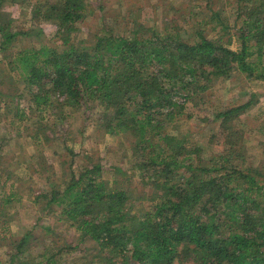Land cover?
Here are the masks:
<instances>
[{"label": "trees", "instance_id": "trees-1", "mask_svg": "<svg viewBox=\"0 0 264 264\" xmlns=\"http://www.w3.org/2000/svg\"><path fill=\"white\" fill-rule=\"evenodd\" d=\"M44 1L48 8L35 5L34 14L42 21L56 15L54 37L64 48L43 46L20 53L18 63L32 88V102L39 109L58 95L72 108L96 103L107 134L126 133L135 139L136 153H142L135 170L156 193L151 209L132 216L129 192L113 187L121 170L102 161L73 172L62 191H51L50 203L62 206L82 238L97 243L108 256L105 264H264V181L237 169L235 162L244 158L243 136L232 125L252 103L218 114L222 132L232 133L226 152L207 167L197 163L199 147H189L185 139L165 131L214 80L228 79L235 71L249 80L264 79L259 70L264 2L239 0L244 1L245 20L235 51L201 33L187 42L178 32L161 35L144 26L135 27L130 37L106 31L96 35L93 45L78 46L71 34L89 15V1ZM6 2L0 0L3 54L22 34L5 11ZM44 31L41 27L34 34ZM28 237L18 245L20 252Z\"/></svg>", "mask_w": 264, "mask_h": 264}, {"label": "rangeland", "instance_id": "rangeland-1", "mask_svg": "<svg viewBox=\"0 0 264 264\" xmlns=\"http://www.w3.org/2000/svg\"><path fill=\"white\" fill-rule=\"evenodd\" d=\"M88 1L89 15L77 24L78 32L71 34L78 46L93 45L96 35L106 31L130 37L139 26L161 35L178 32L187 42L196 41L201 33L235 51L241 46L237 32L245 20L242 0ZM35 5L48 8L44 0H7L5 4V11L15 20L14 29L22 34L6 53H0V264H105L108 256L97 243L82 238L62 206L50 203L51 191H62L73 172L107 161L121 170L115 174L113 187L129 192L132 216H143L151 209L156 193L147 177L135 170L142 160L135 139L126 133L107 134L99 123L102 111L96 103L72 108L64 106V98L58 95L42 102L39 109L32 102V88L18 63L20 53L43 46L64 48L54 37L56 15L42 21L34 14ZM41 27L43 35H35ZM252 61L258 64L257 59ZM260 69L264 72V58ZM248 102L252 106L235 116L233 121L238 123L232 124L243 136L244 147V158L235 165L263 182L264 79L249 80L235 71L228 79L214 80L208 91L187 102L184 114L165 131L185 139L189 147H199L197 163L207 167L226 152L232 133L222 132L218 114ZM27 234L20 252L17 247Z\"/></svg>", "mask_w": 264, "mask_h": 264}]
</instances>
